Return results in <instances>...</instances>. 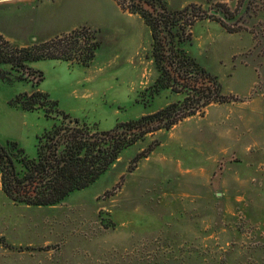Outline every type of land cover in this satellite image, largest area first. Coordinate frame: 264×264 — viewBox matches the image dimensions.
<instances>
[{
  "label": "rangeland",
  "instance_id": "rangeland-1",
  "mask_svg": "<svg viewBox=\"0 0 264 264\" xmlns=\"http://www.w3.org/2000/svg\"><path fill=\"white\" fill-rule=\"evenodd\" d=\"M158 1L187 8L186 50L232 100L147 134L54 206L16 204L0 191V264H264V0ZM114 2L122 8L85 2L89 22L68 46L74 60L29 64L41 81L4 67L1 144L14 141L32 158L35 137L60 120L56 109L105 132L181 98L167 90L148 98L149 32L127 11L130 0ZM33 91L56 106L14 105Z\"/></svg>",
  "mask_w": 264,
  "mask_h": 264
},
{
  "label": "trees",
  "instance_id": "trees-1",
  "mask_svg": "<svg viewBox=\"0 0 264 264\" xmlns=\"http://www.w3.org/2000/svg\"><path fill=\"white\" fill-rule=\"evenodd\" d=\"M116 4L122 8L120 3ZM127 11L141 18L150 35V60L156 76L147 88L148 98L164 90L181 98L136 119L118 122L105 132L56 109L60 120L35 137L32 158L14 141L0 143V191L11 202L30 207L54 206L69 194L94 183L124 149L147 134L169 130L183 119L202 113L210 104L232 100V96L222 93L215 76L205 71L186 50L189 33L185 29L191 21L183 24L181 20L187 8L172 11L158 0H130ZM78 31L73 30L76 36L66 33L25 47L14 46L0 36V80H6L8 70L4 67L8 66L17 72H35L41 81V72L29 64L45 59L74 60L68 46H75ZM52 44L62 47L48 52ZM94 47L95 42L87 46L79 61L82 65L91 58ZM21 97L13 103L25 112L37 110L43 101L56 106L54 100L39 91ZM43 116L49 118L46 110ZM140 157L142 153L134 161Z\"/></svg>",
  "mask_w": 264,
  "mask_h": 264
},
{
  "label": "crops",
  "instance_id": "crops-1",
  "mask_svg": "<svg viewBox=\"0 0 264 264\" xmlns=\"http://www.w3.org/2000/svg\"><path fill=\"white\" fill-rule=\"evenodd\" d=\"M88 1L0 0V36L17 47L59 37L88 24Z\"/></svg>",
  "mask_w": 264,
  "mask_h": 264
}]
</instances>
